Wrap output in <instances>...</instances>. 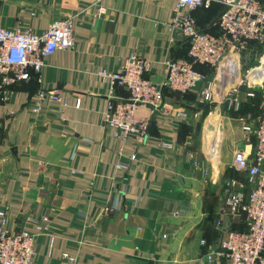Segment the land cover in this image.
<instances>
[{
  "label": "crops",
  "instance_id": "crops-1",
  "mask_svg": "<svg viewBox=\"0 0 264 264\" xmlns=\"http://www.w3.org/2000/svg\"><path fill=\"white\" fill-rule=\"evenodd\" d=\"M174 1L0 2L2 28L40 34L56 19L72 22L73 48L45 57L37 75L0 98V212L6 230L33 235L31 264H225L205 255L218 247L225 230L245 231L244 217L229 213L220 191L224 180L241 178L231 166L234 151L251 152L254 140L231 133V172L218 168L217 149L206 153L199 146L196 123L203 103L197 90L163 89L168 116L138 108L134 115L149 119L141 143L121 144L103 124L109 99L127 93L110 90L99 70L115 72L135 54L150 64L144 78L159 84L164 59L188 60L186 44L164 25ZM220 11L213 2L191 16L199 30L217 35ZM251 48L253 55L257 48ZM193 69L204 76L203 85L209 81L206 66ZM38 88L56 90L60 102L47 103L34 115L30 101ZM252 98L240 95L232 112L238 115L226 113L229 120L256 112ZM211 123L216 140L221 126L214 113L207 117L205 139ZM116 161L125 168L115 169ZM62 254L74 263L61 260Z\"/></svg>",
  "mask_w": 264,
  "mask_h": 264
},
{
  "label": "built area",
  "instance_id": "built-area-1",
  "mask_svg": "<svg viewBox=\"0 0 264 264\" xmlns=\"http://www.w3.org/2000/svg\"><path fill=\"white\" fill-rule=\"evenodd\" d=\"M213 2L221 6L216 18L217 35L199 30L191 16L194 10L207 8ZM164 25L186 44L188 60L164 59V76L159 84L144 78L150 64L135 54H129L115 72H97V76L110 82V90L120 88L127 93L125 98L109 99L103 116L104 126L112 130V138L121 144L129 139L141 143L146 135L149 119L136 117L134 112L138 108L147 107L150 114L168 116L162 108L163 89L181 94L197 90L199 103L208 104L217 98L225 112L237 111L238 88L248 84L247 77L260 65L264 54V0H175L170 22ZM73 45L69 18L52 21L40 34L0 27V98L8 88L29 81L31 74L37 75L45 57L70 50ZM251 45L262 51L260 56V52L251 54ZM195 64L214 72V79L203 85L204 76L193 69ZM260 76L255 84L264 81V73ZM226 85L230 87L227 89ZM246 97L252 98L253 94L246 93ZM58 102L56 90L38 88L30 101V112L37 115L45 104ZM74 105L78 107L79 99ZM230 128L241 139L254 140L251 152L234 151L231 166L241 178L224 180L220 191L222 204L229 213L244 217L245 231L225 230L217 250L206 254L205 259L223 258L225 264H264V87L260 88L256 113L233 119ZM159 145L170 148L164 142ZM119 155L117 151L115 157ZM125 166L119 161L114 164L115 169ZM33 244L31 233L6 230L0 212V264H31ZM60 259L74 263L67 254Z\"/></svg>",
  "mask_w": 264,
  "mask_h": 264
},
{
  "label": "rangeland",
  "instance_id": "rangeland-1",
  "mask_svg": "<svg viewBox=\"0 0 264 264\" xmlns=\"http://www.w3.org/2000/svg\"><path fill=\"white\" fill-rule=\"evenodd\" d=\"M262 51L258 54L259 56L261 55ZM257 55V56H258ZM252 63H250L251 65ZM214 72H212V75H210V78L208 79L212 81L214 79ZM219 80H222V77L219 78ZM259 82V81H258ZM256 82V83H258ZM230 87V86H228ZM227 87V89H228ZM264 87V81H261L259 84L254 85H248L245 84L243 86H240L238 88V93L239 97H244V94L246 93H252L253 98L251 99L252 103L257 105L259 100H260V88ZM226 89V90H227ZM222 105L219 104V101L217 98H214V100L211 103H208L207 108H206V114L203 117H200L198 122L196 123L197 127V133H200V138H199V146L201 150L205 151L204 148L202 147L201 144V138H202V133H204L205 129V123L207 121V117L209 113H214L215 109L217 110V116H218V122L221 126V132L219 135V140H218V147H217V157H216V164L218 165V168L225 167V170H228V149H229V144H230V137H231V128L230 126L233 124V121L229 120L228 116L226 113H221L220 110H222ZM203 110V109H202ZM215 114V113H214ZM213 141V140H212ZM201 144V145H200ZM213 162V161H212ZM230 167V166H229ZM231 172L230 170H228ZM212 249V250H211ZM211 250V251H210ZM210 252L216 251L217 250V243L213 248H210Z\"/></svg>",
  "mask_w": 264,
  "mask_h": 264
},
{
  "label": "bare ground",
  "instance_id": "bare-ground-1",
  "mask_svg": "<svg viewBox=\"0 0 264 264\" xmlns=\"http://www.w3.org/2000/svg\"><path fill=\"white\" fill-rule=\"evenodd\" d=\"M262 73H264V54L260 58V65L252 71L251 75H249L247 77L248 84L252 86V85H254V83L258 82L261 78L260 74H262ZM227 85L225 86V88L227 87ZM218 87H219V85H218ZM214 113H215L216 118H218L216 109H215ZM210 114H211V112L209 113V115ZM208 127L210 128V129H208V132H209L208 139H205V129H206V123H205V129H204V133H203V145H204L205 152L211 153L214 148L217 149V147H218V140H219L220 134H218V139L214 140L212 137V134L214 132V125L211 123ZM212 140H214V142Z\"/></svg>",
  "mask_w": 264,
  "mask_h": 264
},
{
  "label": "trees",
  "instance_id": "trees-1",
  "mask_svg": "<svg viewBox=\"0 0 264 264\" xmlns=\"http://www.w3.org/2000/svg\"><path fill=\"white\" fill-rule=\"evenodd\" d=\"M256 48H257V47H256ZM256 52H260V51L258 50V48H257ZM207 105H208L207 103H203V104H202V107H203V110H202V117L206 114V108H207ZM232 112H233V111H229V112H225V113H227V114L230 113L231 116H232V115H233V116H235V115L237 116V115H238L236 112H235L236 114H235V113H232ZM255 113H256V112H254L253 114H255Z\"/></svg>",
  "mask_w": 264,
  "mask_h": 264
},
{
  "label": "water",
  "instance_id": "water-1",
  "mask_svg": "<svg viewBox=\"0 0 264 264\" xmlns=\"http://www.w3.org/2000/svg\"><path fill=\"white\" fill-rule=\"evenodd\" d=\"M207 129H210V128L207 126Z\"/></svg>",
  "mask_w": 264,
  "mask_h": 264
}]
</instances>
